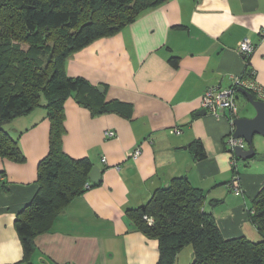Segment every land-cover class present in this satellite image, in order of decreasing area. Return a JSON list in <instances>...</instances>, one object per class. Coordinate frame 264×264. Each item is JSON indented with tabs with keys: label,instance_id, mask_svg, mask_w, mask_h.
<instances>
[{
	"label": "crops",
	"instance_id": "crops-1",
	"mask_svg": "<svg viewBox=\"0 0 264 264\" xmlns=\"http://www.w3.org/2000/svg\"><path fill=\"white\" fill-rule=\"evenodd\" d=\"M262 28L264 0H167L73 54L68 75L105 91L108 111L94 116L69 98L63 148L100 167L101 183L68 204L51 229L36 237V249L23 263L14 222L39 188L38 164L49 152L51 124L44 107L6 123L26 161L0 157V264H156L157 240L133 230L127 210L146 204L175 177H186L205 193V210L215 215L225 238L257 240L250 210L264 186V136L253 138L256 155L242 163L236 193L226 145L233 130L228 113L200 112L210 86L228 87L249 69L264 88ZM245 37L256 46L248 58L237 49ZM175 56L177 67L170 63ZM247 103L238 93L239 117L255 115L240 114ZM109 130L117 136L108 137ZM197 142L205 158L196 157ZM137 147L141 155L127 159ZM178 256L180 264H190L192 249Z\"/></svg>",
	"mask_w": 264,
	"mask_h": 264
},
{
	"label": "trees",
	"instance_id": "trees-1",
	"mask_svg": "<svg viewBox=\"0 0 264 264\" xmlns=\"http://www.w3.org/2000/svg\"><path fill=\"white\" fill-rule=\"evenodd\" d=\"M165 1L0 0V157L26 161L19 138L4 128L6 123L44 107L51 124L49 152L38 164L39 188L14 222L23 263L32 257L36 237L51 229L68 204L101 183L90 180L94 167L90 158L71 157L63 148L69 98L94 116L108 111L105 91L85 77L69 76L68 59L96 40L116 35ZM170 63L177 67L179 57ZM195 147L196 157L205 158L204 147L198 142ZM241 165L232 167L235 175ZM205 200V193L186 177H175L157 188L146 204L127 210L132 229L157 240L156 264H175L188 245L193 248L191 264H264V186L250 210L257 240L225 238L215 215L205 210Z\"/></svg>",
	"mask_w": 264,
	"mask_h": 264
},
{
	"label": "built area",
	"instance_id": "built-area-1",
	"mask_svg": "<svg viewBox=\"0 0 264 264\" xmlns=\"http://www.w3.org/2000/svg\"><path fill=\"white\" fill-rule=\"evenodd\" d=\"M261 40L264 41V28H262L259 32ZM255 44L249 38H243L238 44V51L245 57H250L255 51ZM240 88L247 90L252 93L255 99L264 101V88L260 86L255 78L254 72H249L242 76H235L233 82L228 87L221 86H210L206 92L203 94L201 99V105L203 109L207 112L219 116L221 113H228V119L233 126V130H231L230 134L227 136L226 143L227 148L231 154V166L235 169H238L240 166V162L235 157V151L237 147L242 149H247L248 144L244 140V138H236L234 137V120L239 117V107L237 105V93ZM108 137H116L117 134L113 130H109L106 132ZM141 155V148L137 147L134 150L127 153L126 158L137 159ZM103 163H107V159L105 157L102 158ZM1 177V175H0ZM85 188H90V185L87 183ZM232 190L236 193L241 192V185L239 182L238 174L235 175L234 181L231 186ZM150 223L153 221L152 218H148L144 216Z\"/></svg>",
	"mask_w": 264,
	"mask_h": 264
},
{
	"label": "water",
	"instance_id": "water-1",
	"mask_svg": "<svg viewBox=\"0 0 264 264\" xmlns=\"http://www.w3.org/2000/svg\"><path fill=\"white\" fill-rule=\"evenodd\" d=\"M239 92L246 96L249 104L255 109V115L253 117H238L234 120V137L244 138L248 144L247 149L237 147L235 154L237 157L246 161L254 158L256 155V150L253 144L254 136H264V101L255 99L252 93L243 88H240ZM200 113L205 114L207 111L203 109ZM101 175V168L94 166L89 177L92 182H99L101 180Z\"/></svg>",
	"mask_w": 264,
	"mask_h": 264
},
{
	"label": "rangeland",
	"instance_id": "rangeland-1",
	"mask_svg": "<svg viewBox=\"0 0 264 264\" xmlns=\"http://www.w3.org/2000/svg\"><path fill=\"white\" fill-rule=\"evenodd\" d=\"M239 105H240V103H239ZM247 105H248V106L246 107V109H245V108H242V109L240 108V109H241V112H240L241 115H242L244 112L247 114V111H255V109L253 108V106H252L251 104L247 103ZM243 109H244V111H243ZM239 164L241 165L242 162H240ZM0 180H2V176L0 177ZM186 248H191V249H192V252H193V248H192L191 245H188V246L184 247L183 249L185 250ZM183 249H182V250H183ZM179 254H180V253H179ZM184 254H186V252H185ZM178 257H179V256H178ZM192 260H193V256H192ZM192 260H191L190 264L192 263ZM182 261L185 262V255L183 256ZM175 264H180L179 259L176 260ZM188 264H189V263H188Z\"/></svg>",
	"mask_w": 264,
	"mask_h": 264
}]
</instances>
